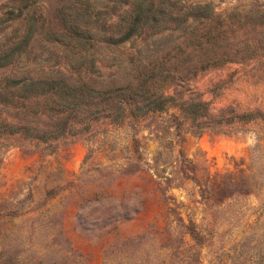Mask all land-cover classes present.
Instances as JSON below:
<instances>
[{"label":"rangeland","instance_id":"374dc122","mask_svg":"<svg viewBox=\"0 0 264 264\" xmlns=\"http://www.w3.org/2000/svg\"><path fill=\"white\" fill-rule=\"evenodd\" d=\"M0 0V264H264V0Z\"/></svg>","mask_w":264,"mask_h":264},{"label":"trees","instance_id":"16d2710c","mask_svg":"<svg viewBox=\"0 0 264 264\" xmlns=\"http://www.w3.org/2000/svg\"><path fill=\"white\" fill-rule=\"evenodd\" d=\"M149 0H136L134 2L135 4V18H134V23L132 27L127 28L126 32L123 35V40L128 39L130 36L134 35L135 29H137V26L140 25V23L145 20L149 21L152 16H150V13L154 11L153 5L149 8L146 7V3ZM154 22H157V19H154L152 17Z\"/></svg>","mask_w":264,"mask_h":264}]
</instances>
